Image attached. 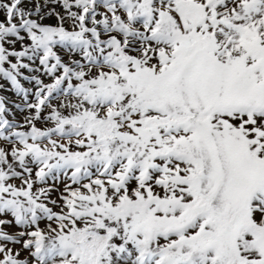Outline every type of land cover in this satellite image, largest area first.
<instances>
[{
    "label": "snow or ice",
    "instance_id": "snow-or-ice-1",
    "mask_svg": "<svg viewBox=\"0 0 264 264\" xmlns=\"http://www.w3.org/2000/svg\"><path fill=\"white\" fill-rule=\"evenodd\" d=\"M0 79V264H264V0H0Z\"/></svg>",
    "mask_w": 264,
    "mask_h": 264
},
{
    "label": "rangeland",
    "instance_id": "rangeland-1",
    "mask_svg": "<svg viewBox=\"0 0 264 264\" xmlns=\"http://www.w3.org/2000/svg\"><path fill=\"white\" fill-rule=\"evenodd\" d=\"M4 83V81L2 79H0V84ZM2 94V93H0ZM8 95H11V93H8Z\"/></svg>",
    "mask_w": 264,
    "mask_h": 264
}]
</instances>
